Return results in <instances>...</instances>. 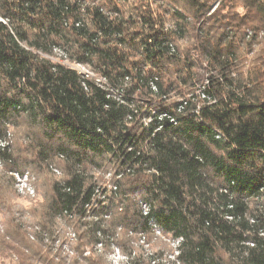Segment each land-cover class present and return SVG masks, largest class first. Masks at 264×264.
<instances>
[{
    "label": "trees",
    "instance_id": "obj_1",
    "mask_svg": "<svg viewBox=\"0 0 264 264\" xmlns=\"http://www.w3.org/2000/svg\"><path fill=\"white\" fill-rule=\"evenodd\" d=\"M214 1L0 0V264H264V4Z\"/></svg>",
    "mask_w": 264,
    "mask_h": 264
},
{
    "label": "rangeland",
    "instance_id": "obj_2",
    "mask_svg": "<svg viewBox=\"0 0 264 264\" xmlns=\"http://www.w3.org/2000/svg\"><path fill=\"white\" fill-rule=\"evenodd\" d=\"M217 2V0H215L210 9H212L214 7V4ZM258 41H264V34H260L257 37ZM44 58H47L53 62H60L63 63L64 65L75 69L76 71L80 72V73H89L87 71L86 68L81 67V66H76L73 64H69L68 62H66L64 60V56L59 53V52H55V54L53 56H43ZM14 137L12 136L11 133L8 134L7 136V141L10 144V146L13 145L14 143ZM1 163H0V172L1 170ZM14 172H19V173H28V171H14ZM55 172V171H54ZM13 172L10 173V176L12 177V179L14 180V177L12 176ZM29 174V173H28ZM56 175H59V172L57 171V173L55 172ZM30 175V174H29ZM31 176V175H30ZM112 176L113 173L112 172H106L101 174V178L98 184V187L100 189L97 190V197L101 199V191L106 189L108 192L113 190L112 189ZM34 178V177H33ZM33 178L31 177V183L33 185ZM34 187V191H35V195L34 197H29V198H34V200L36 201H40L42 200V196H43V191L44 188H41V182L37 181L36 182V187L33 185ZM14 189L16 190V187L14 185ZM17 195L20 196L16 199V202L21 206V207H27L30 204V201H28V199L26 198H22V197H27V196H21L18 194V192L16 191ZM3 216L2 214L0 215V233L3 231V226H2V221H3ZM146 241H149L150 244L149 245H143L142 241H138V243L142 246L140 249H138V247L135 249V252L137 254H139L141 262L139 264H173V251L174 250V243L167 238L166 236L160 234V233H156L153 232L151 234V236H147ZM156 253V255H152V253ZM173 254V255H172ZM150 255L158 257L155 259V261H152V259H150ZM161 257V258H160ZM107 260L109 262H111V264H130L129 260L127 258H125L124 256L120 255V252L117 249H113L111 251V254L107 256Z\"/></svg>",
    "mask_w": 264,
    "mask_h": 264
},
{
    "label": "built area",
    "instance_id": "obj_3",
    "mask_svg": "<svg viewBox=\"0 0 264 264\" xmlns=\"http://www.w3.org/2000/svg\"><path fill=\"white\" fill-rule=\"evenodd\" d=\"M258 1L264 4V0H258ZM217 4L218 1L214 4V7L211 9L212 11H214V9L217 7ZM260 34H264V33H259L258 35ZM55 172L57 173V171ZM12 176L14 177V185L19 195L34 197L35 191L31 183V176L28 173L14 172ZM146 211H147L146 208L143 207L144 214H146ZM156 233L158 234L159 232L157 231Z\"/></svg>",
    "mask_w": 264,
    "mask_h": 264
}]
</instances>
